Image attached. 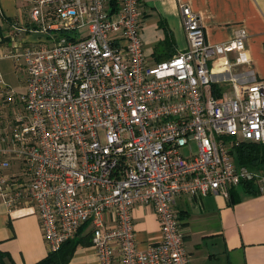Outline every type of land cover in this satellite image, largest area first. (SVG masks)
I'll return each instance as SVG.
<instances>
[{
    "label": "built area",
    "instance_id": "2783aa9c",
    "mask_svg": "<svg viewBox=\"0 0 264 264\" xmlns=\"http://www.w3.org/2000/svg\"><path fill=\"white\" fill-rule=\"evenodd\" d=\"M27 2V17L0 27V60L26 72L21 94L0 75L2 106L21 107L6 128L0 120V200L36 209L49 253L86 227L99 264H192L176 196L229 197L245 183L264 193V174L237 154L264 144V81L235 75L252 63L247 32L210 44L181 4L188 47L152 64L141 0L113 12L111 0ZM139 207L160 225L144 249Z\"/></svg>",
    "mask_w": 264,
    "mask_h": 264
},
{
    "label": "crops",
    "instance_id": "0c3cea01",
    "mask_svg": "<svg viewBox=\"0 0 264 264\" xmlns=\"http://www.w3.org/2000/svg\"><path fill=\"white\" fill-rule=\"evenodd\" d=\"M141 2L140 37L150 63L156 64L187 49L180 5L188 4L200 17L210 44L228 42L240 30L247 32L246 49L252 63L250 67H240L236 78L244 85L264 81V0ZM0 7L2 29L6 26L5 20L27 17L30 10L27 0H0ZM2 104L0 100V119H8L17 108ZM15 170L14 167L11 171ZM259 172L264 174V164ZM255 187L256 192H248L240 184L231 190L229 197L222 193L176 196L175 209L181 218L192 264H264V193ZM134 218L140 248L156 244L160 239V225L153 210L139 207L134 211ZM48 255L36 209L23 206L9 210L0 200V264H36ZM69 264H99L92 243L77 247Z\"/></svg>",
    "mask_w": 264,
    "mask_h": 264
},
{
    "label": "trees",
    "instance_id": "16d2710c",
    "mask_svg": "<svg viewBox=\"0 0 264 264\" xmlns=\"http://www.w3.org/2000/svg\"><path fill=\"white\" fill-rule=\"evenodd\" d=\"M111 6L112 12L115 11L119 6V0H111ZM237 154L239 162L252 170L259 171L261 165L264 164V144L244 142L237 148ZM243 186L248 192H256L253 183H245ZM85 231L86 227L82 228L77 236L64 243L58 252L49 253L45 259L36 264H69L77 247L92 243L91 232L82 236Z\"/></svg>",
    "mask_w": 264,
    "mask_h": 264
},
{
    "label": "rangeland",
    "instance_id": "374dc122",
    "mask_svg": "<svg viewBox=\"0 0 264 264\" xmlns=\"http://www.w3.org/2000/svg\"><path fill=\"white\" fill-rule=\"evenodd\" d=\"M35 37H37V36H35ZM213 64H214L213 61H211L210 66L212 67ZM0 75L2 76L4 84L7 86V91L12 90L16 94L24 93L25 86H26V72L22 69L17 68L11 59L3 58L0 60ZM219 85L223 86V84H221V83ZM224 87H223V89H224ZM20 108H21L20 106H17L18 110ZM12 116H14L13 112L10 113L9 117H7L8 119L2 118V119H4V121L2 119H0L3 122V126H5V128L10 123Z\"/></svg>",
    "mask_w": 264,
    "mask_h": 264
}]
</instances>
